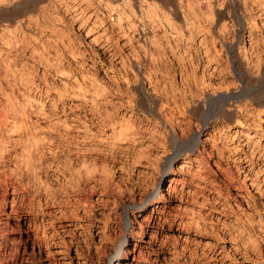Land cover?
<instances>
[{"label":"rangeland","instance_id":"374dc122","mask_svg":"<svg viewBox=\"0 0 264 264\" xmlns=\"http://www.w3.org/2000/svg\"><path fill=\"white\" fill-rule=\"evenodd\" d=\"M29 1L0 0V264H264V92L220 111L264 85V0Z\"/></svg>","mask_w":264,"mask_h":264},{"label":"bare ground","instance_id":"6f19581e","mask_svg":"<svg viewBox=\"0 0 264 264\" xmlns=\"http://www.w3.org/2000/svg\"><path fill=\"white\" fill-rule=\"evenodd\" d=\"M166 1H171V0H166ZM34 2V0H30L29 2H27L26 4H31V3H33ZM177 9V8H176ZM246 86V85H245ZM262 92H264V85L263 86H261V87H259V88H257V89H253L252 91L250 90V91H247V92H242L240 95L239 94H229V95H225V96H223V98H222V100H221V105H220V111H222V112H224V111H226V108L228 107V109H227V111H229V110H232V108H231V106L232 105H235L236 107H238V105H237V99H242V97L243 96H252V95H256V94H258V93H262ZM258 96V95H257ZM262 98H263V96H262ZM218 100V99H217ZM254 136V135H253ZM197 141H198V139H194L192 142H191V144L193 145L192 147H193V149H195V148H197ZM168 167H169V175H168V177H170L171 176V173H173V171H174V165H173V163H170V165H168L164 170H167L168 169ZM163 187H164V185H162V187H161V191H162V189H163ZM154 199V198H153ZM152 199V200H153ZM151 200V201H152ZM123 253H124V251L120 248L119 250H118V252H117V254L120 256V258H122L123 257Z\"/></svg>","mask_w":264,"mask_h":264}]
</instances>
